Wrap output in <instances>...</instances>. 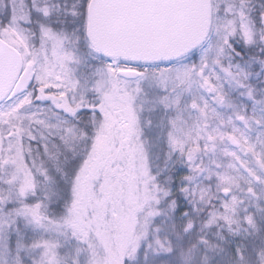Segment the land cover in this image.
<instances>
[{
	"label": "snow or ice",
	"instance_id": "1",
	"mask_svg": "<svg viewBox=\"0 0 264 264\" xmlns=\"http://www.w3.org/2000/svg\"><path fill=\"white\" fill-rule=\"evenodd\" d=\"M0 264H264V0H0Z\"/></svg>",
	"mask_w": 264,
	"mask_h": 264
}]
</instances>
